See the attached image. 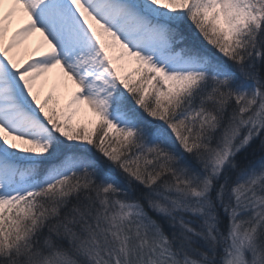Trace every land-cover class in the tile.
<instances>
[{
    "label": "snow or ice",
    "instance_id": "obj_1",
    "mask_svg": "<svg viewBox=\"0 0 264 264\" xmlns=\"http://www.w3.org/2000/svg\"><path fill=\"white\" fill-rule=\"evenodd\" d=\"M0 264H264V0H0Z\"/></svg>",
    "mask_w": 264,
    "mask_h": 264
},
{
    "label": "rangeland",
    "instance_id": "obj_2",
    "mask_svg": "<svg viewBox=\"0 0 264 264\" xmlns=\"http://www.w3.org/2000/svg\"><path fill=\"white\" fill-rule=\"evenodd\" d=\"M13 27L15 28L16 25L14 24ZM11 34V33H10ZM39 37L38 35L37 36H34L31 41L29 42V47H34L38 41ZM47 91V89L45 90ZM61 92H63V87L61 88ZM63 102V101H62ZM91 118V114L90 113H87L86 110L84 112L81 113L80 117H78V120H80V122H86L87 119H90Z\"/></svg>",
    "mask_w": 264,
    "mask_h": 264
},
{
    "label": "bare ground",
    "instance_id": "obj_3",
    "mask_svg": "<svg viewBox=\"0 0 264 264\" xmlns=\"http://www.w3.org/2000/svg\"><path fill=\"white\" fill-rule=\"evenodd\" d=\"M71 87H74V86H71Z\"/></svg>",
    "mask_w": 264,
    "mask_h": 264
}]
</instances>
